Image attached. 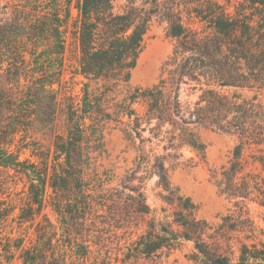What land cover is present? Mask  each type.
Returning a JSON list of instances; mask_svg holds the SVG:
<instances>
[{"label": "trees", "instance_id": "1", "mask_svg": "<svg viewBox=\"0 0 264 264\" xmlns=\"http://www.w3.org/2000/svg\"><path fill=\"white\" fill-rule=\"evenodd\" d=\"M12 1L11 17H0V51L7 53L1 54L0 62V67L7 64L6 75L0 77V166L24 175L29 183L25 202L12 222L16 220L19 227L35 224V240L29 248L22 247L21 238L13 246L0 245V264L12 258V249H21L22 264H81L89 250L77 238L87 220L113 216L114 224L119 220L130 225L132 216L144 219L150 214L142 192L144 178L135 176L141 169L157 175L158 185L169 192L164 157L156 156L150 165L141 146L135 168L120 183L123 192L104 188L105 180L93 162L94 155L103 152L102 128L111 121L124 125L127 136L142 144L150 141L142 133L158 138L169 125L171 131H179L181 142L199 152L204 146L194 133L198 127L235 137L218 181L219 193L234 201L235 211L212 223L199 219L194 204L179 197L171 221L155 217L145 221L128 249V264L152 259L163 250L170 252L182 241L192 243L198 264H264V228L254 223L246 209L247 202L264 209V177L256 173L264 172V28L253 24V14L243 12L264 8V0H243L234 14L217 0H192L196 6L191 14L206 25L208 33L185 22L187 0H77L75 18L72 0ZM157 21L167 24V35L176 44L158 82L151 88L132 89L131 71ZM39 47L45 49L36 54ZM69 50L77 63L73 77L80 75L87 81L81 104L59 98L51 88L59 83ZM91 83L95 91L89 89ZM183 85L189 92H199L195 102L181 103ZM108 95L114 97L106 99ZM34 126L54 136L52 151L39 142L24 143L22 137L13 151L21 129L27 132ZM26 151L38 163L20 161ZM47 187L49 206L66 226L70 253L58 240L52 243L56 232L46 214L36 221ZM165 202L173 205L170 199ZM13 211L0 200V233Z\"/></svg>", "mask_w": 264, "mask_h": 264}, {"label": "rangeland", "instance_id": "2", "mask_svg": "<svg viewBox=\"0 0 264 264\" xmlns=\"http://www.w3.org/2000/svg\"><path fill=\"white\" fill-rule=\"evenodd\" d=\"M77 0L71 2V15L76 17V10L73 8ZM220 4L226 6L229 13L234 14L235 9L243 0H217ZM188 5L184 12V20L188 22L192 29L197 31L209 32L205 24L199 22L194 15L191 14V9L196 6L194 1L187 0ZM15 2L12 0H0V17H11L15 10ZM202 4H204L202 2ZM245 14H253L254 25L256 23L264 28V8L259 10L244 9ZM251 16V15H250ZM72 20L67 24L68 30L71 29ZM69 34L67 33V36ZM176 41L167 35V24L165 22H154L150 31L145 37L142 52L138 56L136 66L131 71L129 86L133 88L146 89L155 85L160 77L163 63L170 56ZM44 47H39L36 54L43 51ZM1 54H7L0 51ZM4 58V57H3ZM63 66H61V77L59 83H54L52 89L57 92L59 98H72L74 102L80 103L84 94V84L87 82L80 75L73 77V72L77 66L76 57L73 52L66 51L63 58ZM58 62H55L57 64ZM7 67L6 62H3L0 67V77L6 75L4 72ZM56 67V66H55ZM58 70V67L57 69ZM29 75V74H28ZM23 82L24 76L21 77ZM96 86L91 83L89 89L95 91ZM102 90V89H101ZM199 92L193 93L188 91V86H184L180 92V101L182 104L188 102L193 103L197 100ZM114 95L105 97L109 99ZM118 96L116 100H120ZM138 113H141L142 108L136 105ZM127 121L126 118L123 119ZM89 123L88 120L85 121ZM60 126H65L60 123ZM144 126V125H143ZM16 137L11 149L14 151L15 146L20 143L18 138H24V143L39 142L44 146V149L52 151V143L54 136L46 132L39 131L40 128L34 126L33 129H21ZM162 131H168L161 134L158 138H154L148 131L142 133L143 139H149L143 144L140 139L132 136L128 137L125 132V126L114 121L105 124L102 128V143L103 152L100 156L94 155L93 166L104 181L105 189L116 188L122 191L120 183L124 176L130 175L131 171L136 166V157L139 156L140 146L149 155L148 162L150 165L155 163V157H164L163 164L167 169V179L169 183V192L164 191L158 185L157 175L142 172L139 170L136 177L144 178L142 183V192L146 204L150 208V214L144 219L141 217L132 216L131 224L124 225L122 221L119 224H114L111 218L98 217L87 220L86 228L80 232L77 242L87 246L89 253L84 259H80L81 264H128V258L131 244L137 240L145 227V221L155 217L157 220L171 221V214L178 210L177 198L189 199L196 208V214L199 219L208 222L217 223L221 216L228 214L230 211H235L234 201L227 199L221 195L218 190V181L220 179L221 167L226 165L230 158L231 151L235 145V137L221 133L208 128L198 127L194 129V133L199 138L200 143L204 146L203 152L196 151L187 144L180 141L179 131H171L169 125L162 128ZM175 137L172 139L171 136ZM28 159L29 162H37V159L30 158L28 151L23 153L19 160ZM149 168V167H148ZM105 173V174H104ZM260 173L264 177V172ZM35 178H37L35 176ZM92 184H95L92 182ZM134 185L139 184L137 181ZM29 183L26 177L22 174L14 172L11 168L0 166V200H5L6 203L14 207L13 213L6 219L0 233V245H15L16 239H23L22 247L29 248L34 244L35 234L34 226L29 227L28 223L18 226L16 220L12 219L19 213L25 202ZM128 193L124 191V194ZM47 197L45 198L44 207L41 215L36 221H41L42 215L46 214L56 232L53 244L58 240L59 244L64 245V250L69 251V239L64 233L66 226L58 221L49 206L51 189L46 188ZM172 200L173 205H168L165 200ZM246 209L249 216L259 228H264V209L259 207L254 202H247ZM121 212V211H120ZM120 212H118L120 214ZM102 213V212H101ZM117 213V214H118ZM100 214V213H99ZM124 214V213H123ZM95 221V222H94ZM115 226H119L116 228ZM73 236V234H72ZM70 241V240H69ZM73 241V240H72ZM74 243L71 244L73 246ZM73 250L75 248L73 247ZM13 256L7 264H22L20 255L21 249H12ZM138 264H198L194 258V250L192 243L182 241L181 245L170 252L163 250L160 254L153 256L149 260H141ZM232 264H235L233 261Z\"/></svg>", "mask_w": 264, "mask_h": 264}]
</instances>
